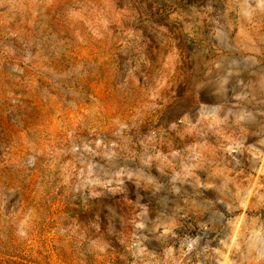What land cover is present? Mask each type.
<instances>
[{
  "label": "rangeland",
  "instance_id": "374dc122",
  "mask_svg": "<svg viewBox=\"0 0 264 264\" xmlns=\"http://www.w3.org/2000/svg\"><path fill=\"white\" fill-rule=\"evenodd\" d=\"M0 264H264V0H0Z\"/></svg>",
  "mask_w": 264,
  "mask_h": 264
}]
</instances>
